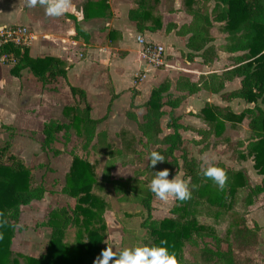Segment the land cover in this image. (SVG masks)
I'll return each mask as SVG.
<instances>
[{"label": "trees", "instance_id": "1", "mask_svg": "<svg viewBox=\"0 0 264 264\" xmlns=\"http://www.w3.org/2000/svg\"><path fill=\"white\" fill-rule=\"evenodd\" d=\"M214 7L210 12H202L192 8L193 0L185 2V10L190 15V21L181 25L176 34L186 37L185 47L187 53L183 54L186 60L199 57L201 62L211 66L217 59L216 48L209 35V28L212 22L224 24L227 32L225 39V50L231 53L233 66L221 72H210L201 74L196 80H190L185 75H179L173 84L169 79H163L156 87L151 88L148 100L144 103L145 112L142 120L137 122V129L142 141V150L139 155H146L147 161L142 169L133 171L132 177L125 180L111 179V170L115 164H125L127 156L122 149L116 148L112 142L107 140V131L98 130L109 111L110 102L115 98L111 97L106 107V113L101 118L90 116V107L86 102L85 91L67 80L65 63L57 57L46 55L43 57L31 58L28 54V47H17L5 45L2 50L12 52L15 62L9 66V72L14 77H20L23 69H27L42 89L48 88L61 79L72 98L70 104L64 107L65 114L70 117L67 123L49 120L43 123L42 140L40 149L49 151L56 141V134L60 131L66 132L75 129L81 138V148L84 152H94L105 157L101 172V181L109 183L121 202L134 203L145 212V217L140 221L139 227L146 231L150 241L146 244H159L160 240L167 241L165 245L170 252H174L179 264L180 251L183 246H194L204 237H210L213 246L201 242V257L204 264H257L256 248L258 245L259 231L261 226L253 223L249 227L246 223L245 212L235 216V228L230 238H222L207 233L201 228L197 221L198 196L200 185L209 184L219 188L211 178L203 176V170L208 165L196 160L187 148L183 145L180 130L192 129L199 136V143H203L200 150H205L209 145L212 136L219 137V141L225 142L228 150L237 151L236 147L242 146V141H230L222 136L225 123L231 119L241 121L244 116L248 118L247 127L251 137L246 144V149L256 156L262 157L261 170L262 178L259 183L252 185L246 174L243 175V186L245 197L244 206L252 204L255 196L264 192V109L258 103L264 105V0H213ZM147 4H140L131 8L128 17L135 21L137 31L141 32L146 27L143 24L146 16ZM76 36H86L80 28L75 25ZM86 40V38H84ZM234 78H239V86L231 91H225V84ZM137 80L135 79V84ZM200 90L211 93H219L223 101L229 102L232 99H241L252 103V107L244 108L239 114H234L226 106L220 108L212 104H205L200 109L199 116L206 125L205 129H195L179 122L180 117L173 115V110L188 96ZM169 107L165 113L163 107ZM134 107L130 103L129 108ZM167 114V128L171 133L164 134L160 128V118ZM127 118L136 120L132 110L125 112ZM8 128L10 126H3ZM70 138V137H69ZM68 136L65 141H68ZM10 143L6 140L0 145V264H12L8 260L11 254L10 244L16 230H25V226L18 224L21 207L28 205L34 200H41L47 192L42 183H34L31 177V167L25 161L9 151ZM257 150V151H256ZM54 155L60 152L59 149L51 150ZM152 151L159 152L165 158L164 162H158L153 168H149L148 154ZM134 153L137 151H133ZM175 152H179L176 156ZM72 160L67 171L66 178L73 180L71 187H63L62 192L74 196L75 206L71 210L64 207L53 209L49 216L57 213L61 217L59 224H50L49 219L39 223L41 226H50L49 238L45 249L38 257H28L29 264H91L100 255L103 247V230L105 223L101 216L104 204L100 210H92L94 195L91 187L95 184L89 162L71 154ZM130 163L134 160L128 156ZM181 161L182 179L189 180L190 198L184 201L175 199L182 213L175 217L155 219L152 216L153 193L148 189V184L154 176L155 171L167 168L168 178H171L179 169ZM224 170L226 181L223 188L231 185L232 178L237 171L225 166L222 162L213 163ZM255 164L256 161H255ZM219 188V189H223ZM238 198V197H236ZM215 201L219 202L218 199ZM173 207L171 211L175 208ZM180 209V210H181ZM51 212H54L51 214ZM76 226L82 232L75 243L67 244L63 241L64 231ZM264 229V226H263ZM225 245L223 249L221 246ZM80 252L79 248H82ZM15 263V262H14ZM16 264V263H15Z\"/></svg>", "mask_w": 264, "mask_h": 264}, {"label": "crops", "instance_id": "2", "mask_svg": "<svg viewBox=\"0 0 264 264\" xmlns=\"http://www.w3.org/2000/svg\"><path fill=\"white\" fill-rule=\"evenodd\" d=\"M144 3L147 4L146 16L143 20V24L146 28L139 32L136 29L135 21L128 17V12L131 8ZM157 3L158 0H70V9L60 16L53 17L46 15L45 7L41 6L39 3L34 7H28L27 0H0V27L7 25H24L28 27L33 33V40L28 47L29 57L37 58L50 55L62 60L65 63L67 80L69 83L78 86L85 91L86 102L90 107V116L92 118H101L106 113L107 107L106 105L103 115L92 116L93 114H97L95 112L99 108L94 104V94H105L104 90L106 89V85H111V89H108L106 92L110 97L111 92L116 96L110 102L106 119L99 125H103V128L107 131V140L112 142L116 148L122 149L123 154L127 156L125 164L117 162L114 168L116 166L127 167L134 165L138 154H135L133 151H143L142 144L140 148L138 147V140L144 142V139L141 140L140 138L141 135L137 129V122L142 120V116L145 112L144 103L149 98L151 88L156 87L163 79L167 78L172 82L171 91H174L172 89V84H174L175 78L179 75H185L193 81L201 74L221 72L212 69L214 68V65L207 66L203 64L199 57H194L189 61L183 57V54L187 53V48L185 47L186 37L176 34V30L190 20V16L187 14L186 10L182 8L183 0H173V12L164 13V21H162L163 19L159 20L162 25H160L161 23H158L157 26L159 27L155 29V25H151L148 20L150 18V10H152ZM181 15L186 17V22L179 21ZM213 23L214 22H212V24ZM127 24L136 34V43V37L140 35L142 38L162 46L164 55L159 64L161 66H158L159 68H156L157 66L150 68L144 59V61H138L137 59L133 60V62L136 63L137 68L132 69L130 72V79H132V77L137 78L138 73L140 76L139 84L135 86V95H130V100L127 102V105H124L117 110V99L125 94H129L128 91L125 93L123 91L130 86V79L127 83L125 82V84L121 77L123 72V66L121 67V64L125 62L129 55V50L125 47L123 42L124 28ZM75 25H77L86 36H76ZM84 38H86V40H84ZM137 54L142 57L140 45ZM26 76H29L30 80L39 86L38 93L21 85V82L26 80ZM147 78H154L157 82L151 86L149 92L146 91L147 93H143L142 86ZM60 81L62 80L59 79L57 83L48 87L55 88V90H45L42 89L41 84L35 80V77L27 69L21 71L20 77H14L10 74L9 67L0 65V126H14L17 118V114L14 111L19 108L22 109V106L28 105V109L31 111L33 109H43L46 104L44 103V100H42L44 97L43 94L58 93L60 89L58 88ZM62 83L66 88L63 81ZM233 84L234 86L231 87ZM238 85L239 78H234L225 84V91H231L237 88ZM32 94L39 99L36 105L30 107L26 95L30 96ZM109 96L108 102L110 99ZM69 99L71 102L72 98L70 94ZM130 103H132L134 107L129 108ZM68 104L70 103L64 104L63 108ZM205 104H212L220 108L227 106L234 114H239L244 108L249 107V105H247L248 103L241 99L236 98L226 102L220 98L219 93L200 90L188 95L180 105L173 110V115L179 116V122L183 125L195 129H205V123L199 116H197L200 109L203 108ZM127 110H132L134 112L136 120L127 118L125 115ZM163 110L165 113H168L170 109L165 106L163 107ZM114 120H120L122 126L123 124H126L125 122L127 121L133 122L136 125L137 133L132 131L126 132L128 129H123L120 126L115 135L116 137H114L116 142H114L110 133H108L110 124L113 123ZM167 120V114H164L160 118V128L162 131L160 136L172 132V130L166 126ZM247 123L248 119L246 120V126L242 125L243 129L248 130L249 132L247 141L235 137L240 133V124L237 121H234L233 119L225 123V128L221 137L227 135L229 136L230 141L240 140L243 144L242 146L236 147L237 151L227 149L228 151L225 154L227 159L223 161L217 160V157L213 158V156L215 157L217 155V149L226 147L225 142L223 143L222 141H219L220 136H212L210 142L214 143L215 141L216 144L214 146L209 145L208 148L201 151L200 148L203 146V143L198 142L200 136L195 131L192 129H181L179 132L183 140V145L196 160L204 164L207 158H211L214 160V163L220 161L225 166H229L225 161L231 162V166L229 167L233 168L235 171H240L241 173L246 174L249 178V182L254 185L259 183L262 176L258 182L253 183L251 177V169H253L251 158L253 157L245 148L251 135ZM84 154L87 156H97V154L92 151L89 153L84 152ZM78 156L82 157L81 155ZM128 156L134 160L132 164L130 163ZM144 156L147 161V156ZM178 162L180 169L175 174L182 178L181 161L179 160ZM244 168H247L246 171L243 170ZM133 171L130 175L116 178L111 177V179H129L132 177ZM99 180L101 181V174ZM248 226L251 227L250 225ZM15 232L17 233L21 231L16 230Z\"/></svg>", "mask_w": 264, "mask_h": 264}, {"label": "rangeland", "instance_id": "3", "mask_svg": "<svg viewBox=\"0 0 264 264\" xmlns=\"http://www.w3.org/2000/svg\"><path fill=\"white\" fill-rule=\"evenodd\" d=\"M186 1L187 0H183V9H185ZM172 7L173 0H158V3L154 5L152 10H150V18L148 22L151 25H155V29H157L159 27L157 26L158 23H161L159 20L163 19L162 21H164V13L173 12ZM213 7V0H193L192 3V8L194 10L202 12H210ZM185 20L186 17L181 15L179 21L186 22ZM160 25H162V23ZM124 30L123 42L125 47L129 50V55L125 62H121V67L123 66L121 77L123 82L127 83L131 77L130 72L132 69L137 68L136 63H134L133 60L137 59L138 61H144V58L137 54L139 45L135 42L136 34L134 30L130 29L128 24L125 26ZM209 35L212 38V43L214 44L217 53V59L212 63V66L214 65V68L212 69L222 71L233 66V55L227 52L224 48L227 36L224 24L214 22L209 28ZM147 64L150 68L153 66H157L156 68H159L161 66L151 65L149 63ZM0 65L9 67L6 62L1 60ZM137 75V78L132 77V79H130V86L123 91L124 93L128 91L129 94H125L117 99V110L122 108L124 105H127V102L130 100V95H135V86L139 84L138 82L140 78L138 73ZM26 77V80L22 81L21 85L38 93L39 86L36 83L34 84V82L30 80L29 76ZM135 79L137 80L136 84ZM156 82L157 81H155L154 78H147L143 83L142 92H149L151 86H153ZM59 83L58 88L60 89L58 93L43 94L44 99L42 98V100L46 103L43 109H33L31 111L28 109V105L22 106V109L19 108L14 111L17 114L14 126H10L9 129L0 126V145L8 140L10 143L9 151L22 158L25 163L31 167V177L33 182L36 184L42 183L47 191L40 201H32L30 204L21 208L18 224L20 226H25L26 229L21 232H15V235L12 238L10 244L11 254L8 255V260L12 264H29L28 257H38L44 251L51 227L49 225L41 226L39 223L48 219L50 224H59L61 221V217L57 213L49 216L50 211L59 207L71 210L73 206H75L74 196L62 192L63 187H71L74 184V181L69 180L65 175L70 168L72 160L71 154L81 155L82 158H85L91 165L92 173L95 178V184L91 187V193L94 195L91 209L97 210L98 208L100 210L102 204H104V209L101 212V216L105 223L103 241L101 244L103 249L106 248L108 244L113 248V251H118L123 247H131L133 245H139L150 241L146 231L139 227L140 221L145 217L144 210L134 203L126 201L125 203H122L118 199L119 195L114 192L113 187L109 183H103L99 180L105 157H101L100 155L87 156L84 154L81 148L82 143L80 137L76 133L75 129H69L66 132L60 131L56 134V141L52 144L51 148L59 149L60 152L58 154L54 155L51 151L52 149L49 151H42L40 149L39 145L43 137L41 132L43 123L48 120L55 119L58 122L67 123L70 119V117L67 116L63 110V105L70 103L68 89L64 87L62 81ZM233 86L234 84L231 87ZM108 89H111L110 84L106 85V89L104 90L105 94H103L104 96L102 93L94 94V104L100 109L98 108L97 110L96 108L98 112L96 111L95 113L97 114H93L92 116L95 117L96 115H103L104 108L108 103L109 95L106 92ZM26 98L30 103V107L36 105L39 99L34 96V94L30 96L26 95ZM247 105H249V107L253 106L249 103ZM257 105L264 109V105H261L260 103ZM245 119L247 120L248 118L244 116L242 121H237L240 124V133H238L235 137H239L247 141L249 132L248 130H244L242 127V125L246 126ZM234 121H236V119H234ZM125 123L126 124H123L122 126L120 120H114L113 123L110 124L109 129L106 127L114 142H116L114 137H116L115 135L120 126L123 129H128L126 132L132 131L137 133L136 125L133 122L127 121ZM101 129H104L103 125L98 126V130ZM67 136L68 141H65V137ZM226 137L229 138L227 135ZM141 144L142 142L138 140L139 148ZM227 151L226 147L219 148L217 149V155L215 157L213 156V158L217 157V160L221 161L226 160L227 156L225 157V154ZM139 153L140 152H135V154ZM142 155H139L136 158V162L132 166H116L112 170L111 177L116 178L120 176H127L135 169H142L146 164V157L144 154ZM176 155H179V152H176ZM206 161L214 163V160L211 158H207ZM206 161L204 162V165H207ZM251 161L253 163L251 177L253 183H255L258 182L262 176L261 170H259L260 168L257 169V166L262 163V157L256 156L255 159L251 158ZM255 161L257 164H255ZM225 163L231 166V162L225 161ZM246 169L247 168H244L243 170L246 171ZM242 186L243 175H241L240 171H237L236 174H234L231 185L223 189L202 183L197 193L199 203L196 219L199 224L203 226L201 228L203 231L222 238H230L235 228V216L239 215L241 212H245V219L248 225L252 226L253 223H257L261 226L258 245L256 248V259L257 264H264V192L255 196L252 204L245 207L243 204L245 190ZM216 199H218L219 202L215 201ZM152 205V216L155 219H162L168 216L175 217L182 213V209L179 205L175 204L174 197L170 198L168 201H162L154 195L152 198ZM173 207H179L181 210L175 208L171 211ZM52 213L54 212H51V214ZM78 230L80 233L82 232L76 226L66 229L64 231L63 241L67 244L75 243L81 236L77 235ZM203 241L211 247L214 244L210 237H204L201 242ZM201 242L198 241L194 246H183L180 251L179 264H204L201 257ZM221 247L224 249L225 245H222ZM81 249H83V247L79 248L78 251L80 252ZM91 264H93V262H91ZM109 264H111V260Z\"/></svg>", "mask_w": 264, "mask_h": 264}, {"label": "clouds", "instance_id": "4", "mask_svg": "<svg viewBox=\"0 0 264 264\" xmlns=\"http://www.w3.org/2000/svg\"><path fill=\"white\" fill-rule=\"evenodd\" d=\"M39 3L45 7V14L48 16H60L71 7L70 0H27L28 7H34ZM149 168H153L158 162H164L162 154L152 151L148 154ZM208 166L203 170V176L211 180L219 187L223 188L227 179L223 169L215 166L211 161H206ZM169 170L167 168L154 172L153 178L148 184V189L158 199L168 201L174 197L176 200L184 201L190 198L189 180L182 179L178 175L168 178ZM2 238V235H0ZM167 241L160 240L159 244L133 245L123 247L118 251L107 244V247L101 250L99 256L93 260V264H178L175 253L170 252L165 246ZM115 258V259H112Z\"/></svg>", "mask_w": 264, "mask_h": 264}, {"label": "built area", "instance_id": "5", "mask_svg": "<svg viewBox=\"0 0 264 264\" xmlns=\"http://www.w3.org/2000/svg\"><path fill=\"white\" fill-rule=\"evenodd\" d=\"M33 40L32 31L24 25H7L0 27V60L12 65L16 58L12 52L2 50L5 45L29 47ZM140 45V52L144 60L151 65H159L162 60V46L142 38L136 37Z\"/></svg>", "mask_w": 264, "mask_h": 264}]
</instances>
